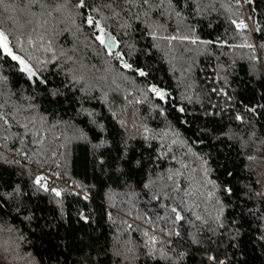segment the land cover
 I'll return each mask as SVG.
<instances>
[{
	"label": "snow or ice",
	"instance_id": "6c2138e0",
	"mask_svg": "<svg viewBox=\"0 0 264 264\" xmlns=\"http://www.w3.org/2000/svg\"><path fill=\"white\" fill-rule=\"evenodd\" d=\"M250 250L264 257V0H0V264Z\"/></svg>",
	"mask_w": 264,
	"mask_h": 264
},
{
	"label": "trees",
	"instance_id": "16d2710c",
	"mask_svg": "<svg viewBox=\"0 0 264 264\" xmlns=\"http://www.w3.org/2000/svg\"><path fill=\"white\" fill-rule=\"evenodd\" d=\"M257 4H259V0H256ZM262 9L258 8L256 15H260ZM215 20V17H213ZM224 23L223 21H216L213 23L212 28H208L207 22H205L201 28V34L204 38H211L215 39L217 36L221 35L224 32ZM214 29V30H213ZM257 38L259 39L260 36L257 34ZM226 50V49H225ZM222 59H226L222 57ZM198 61L202 67L206 70L208 69L209 65L215 64L216 60L214 56L202 55L198 57ZM240 67H245V63L243 61L239 62ZM243 74V73H241ZM157 77L160 79L161 84L171 83L170 76L167 72V66L164 65L162 69L158 70L156 73ZM72 169L75 175L83 176L86 172H90V168L88 166V159H87V148L84 145H79L75 147L73 150L72 155ZM77 201H72L70 204V208H74ZM249 260L250 264H264V257H261L257 252L251 251L249 252Z\"/></svg>",
	"mask_w": 264,
	"mask_h": 264
}]
</instances>
